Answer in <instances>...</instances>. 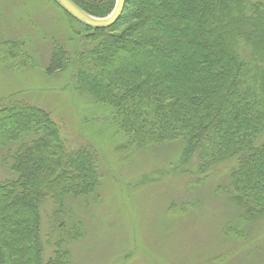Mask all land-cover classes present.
<instances>
[{
  "label": "trees",
  "instance_id": "1",
  "mask_svg": "<svg viewBox=\"0 0 264 264\" xmlns=\"http://www.w3.org/2000/svg\"><path fill=\"white\" fill-rule=\"evenodd\" d=\"M71 1L105 18L117 0ZM77 24L74 47L54 43L46 76L70 73L71 92L103 109L123 150L179 146L180 174L212 172L241 221L264 220V0H126L110 28ZM0 60L36 66L18 39L0 44ZM63 125L15 96L0 104V264H72L83 232L71 201H99L105 164Z\"/></svg>",
  "mask_w": 264,
  "mask_h": 264
},
{
  "label": "rangeland",
  "instance_id": "2",
  "mask_svg": "<svg viewBox=\"0 0 264 264\" xmlns=\"http://www.w3.org/2000/svg\"><path fill=\"white\" fill-rule=\"evenodd\" d=\"M81 30L54 1L0 0V44L23 40L36 60L27 70L0 60V104L15 96L46 109L71 141H92L105 164L99 201H71L83 232L70 243L72 264H264V220L241 221L212 172L203 182L195 166L180 174L176 145L123 150L126 137L103 109L71 92L70 73L46 76L54 43L70 50ZM45 209L48 232L52 204Z\"/></svg>",
  "mask_w": 264,
  "mask_h": 264
},
{
  "label": "water",
  "instance_id": "3",
  "mask_svg": "<svg viewBox=\"0 0 264 264\" xmlns=\"http://www.w3.org/2000/svg\"><path fill=\"white\" fill-rule=\"evenodd\" d=\"M53 1L76 22L94 29H107L115 25L120 19L126 4V0H117L114 10L109 16L97 18L85 13L71 0Z\"/></svg>",
  "mask_w": 264,
  "mask_h": 264
},
{
  "label": "bare ground",
  "instance_id": "4",
  "mask_svg": "<svg viewBox=\"0 0 264 264\" xmlns=\"http://www.w3.org/2000/svg\"><path fill=\"white\" fill-rule=\"evenodd\" d=\"M2 66L4 67V65H2ZM9 68H10V67H9ZM9 68H8V69H9Z\"/></svg>",
  "mask_w": 264,
  "mask_h": 264
}]
</instances>
